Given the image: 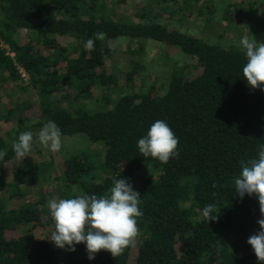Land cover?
I'll use <instances>...</instances> for the list:
<instances>
[{
  "label": "trees",
  "instance_id": "trees-1",
  "mask_svg": "<svg viewBox=\"0 0 264 264\" xmlns=\"http://www.w3.org/2000/svg\"><path fill=\"white\" fill-rule=\"evenodd\" d=\"M127 1L135 0H0V94L6 81H23L22 71L37 98L0 110L5 127L0 150L7 149L0 174L16 158L11 143L19 133L35 132L48 120L59 126L62 138L82 134L104 149L101 155L84 149L65 155L60 176L51 155L48 162L14 163L11 180L0 175V264H264L247 244L259 231L258 200L241 199L234 189L240 162L258 158L264 144V92L243 79V50L150 16L152 4L176 8L186 0H146L128 17L117 14ZM99 31L105 39L86 49ZM119 40L132 56L126 71L114 64ZM146 42L176 49L195 61L199 73L190 78L186 66L174 65L158 88L133 91ZM156 120H164L179 139L178 155L166 164L143 157L137 147ZM114 177L128 179L140 194L143 213L135 246L115 259L102 250L89 260L84 244L75 251L59 249L28 228L41 223L42 215L52 224L47 208L52 194L56 199L108 195ZM47 178L61 187L38 188V200L20 202L23 186ZM208 204L220 209L215 221L202 216Z\"/></svg>",
  "mask_w": 264,
  "mask_h": 264
},
{
  "label": "clouds",
  "instance_id": "clouds-1",
  "mask_svg": "<svg viewBox=\"0 0 264 264\" xmlns=\"http://www.w3.org/2000/svg\"><path fill=\"white\" fill-rule=\"evenodd\" d=\"M106 33L99 31L85 43L88 50L94 49L95 40H104ZM238 46L243 50L246 63L242 68L243 79L250 89L264 92V42H257L253 36H243ZM34 137L51 153L62 147V131L52 120L34 131H23L12 141L11 148L18 160L28 157ZM179 139L164 120H156L140 138L137 147L140 154L151 157L162 164L178 155ZM7 149L0 150V159ZM241 171L234 178L235 193L243 199L245 195L255 196L259 204V231L250 235L247 244L251 246L258 262H264V144L258 146V158L240 162ZM140 194L133 189L127 178H113L108 195H80L69 199H50L47 203L53 231L50 240L55 247L75 251V245L84 244L87 258L95 259L100 251H106L115 259L130 246H135L140 235L137 220L143 216L140 210ZM219 210L215 204L202 209L205 220L218 219Z\"/></svg>",
  "mask_w": 264,
  "mask_h": 264
},
{
  "label": "rangeland",
  "instance_id": "rangeland-1",
  "mask_svg": "<svg viewBox=\"0 0 264 264\" xmlns=\"http://www.w3.org/2000/svg\"><path fill=\"white\" fill-rule=\"evenodd\" d=\"M146 2V0L127 1L126 4L119 6L114 11L128 17L137 8H143ZM204 4L207 5L203 7ZM149 13L150 16H156L155 19L159 23H166L169 27L178 29L180 32L222 46L229 44L238 46L241 37L246 35L249 38L253 36L257 42L264 37V0H186L184 3L179 1L176 8L166 7L163 4H152ZM59 42L66 44L67 40L60 38ZM131 46L137 47L138 44L133 42ZM185 56L174 48H167L153 42L144 43V51L141 56L143 68L134 77L133 91H140L152 84H155V87L158 88L166 72L174 65L177 67L186 66L185 72L188 73L190 78L197 75L200 68L193 59ZM130 59H132V56L126 52V42L123 40L117 41V51L114 57L117 70L126 71ZM22 78V82H5L0 94V110H4L7 104L23 99H30L37 103L34 91L26 87V78ZM120 83L124 84V81L121 80ZM122 90L126 92L128 89L122 85ZM95 94H101V91L97 90ZM35 108L37 109V107ZM33 112L35 114L36 111L33 110ZM4 128L3 125L0 126V135H3ZM32 146H34V151L30 152L28 157L25 158H31L34 162H48L49 155H51L57 176L62 174V158L65 155L77 153L83 149L92 154L99 152L101 155L104 152L101 145L88 143L82 134L62 138L61 150L56 153H51L43 148L38 139L33 141ZM22 160L15 158L13 161L7 162L4 165V171L0 175L6 180H11L14 163H21ZM59 187H61L59 181H52L50 178L45 181H38L37 184L23 186L22 189L26 194L20 202L27 203L38 200V188L51 192V190ZM53 198L56 199L57 196L52 194L49 200ZM17 202L13 203L14 206H18ZM41 218V223L29 225L28 228L36 238L50 241L48 239L53 231L52 224L45 222L44 215ZM176 250L178 253L181 252L179 245L176 246Z\"/></svg>",
  "mask_w": 264,
  "mask_h": 264
},
{
  "label": "built area",
  "instance_id": "built-area-1",
  "mask_svg": "<svg viewBox=\"0 0 264 264\" xmlns=\"http://www.w3.org/2000/svg\"><path fill=\"white\" fill-rule=\"evenodd\" d=\"M20 73H21V77L27 78L26 75L22 71H20Z\"/></svg>",
  "mask_w": 264,
  "mask_h": 264
}]
</instances>
